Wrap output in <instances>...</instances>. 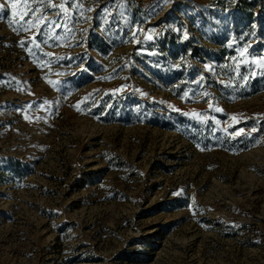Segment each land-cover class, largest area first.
Returning a JSON list of instances; mask_svg holds the SVG:
<instances>
[{
    "label": "rangeland",
    "instance_id": "1",
    "mask_svg": "<svg viewBox=\"0 0 264 264\" xmlns=\"http://www.w3.org/2000/svg\"><path fill=\"white\" fill-rule=\"evenodd\" d=\"M0 4V264H264V0Z\"/></svg>",
    "mask_w": 264,
    "mask_h": 264
},
{
    "label": "snow or ice",
    "instance_id": "2",
    "mask_svg": "<svg viewBox=\"0 0 264 264\" xmlns=\"http://www.w3.org/2000/svg\"><path fill=\"white\" fill-rule=\"evenodd\" d=\"M5 7L4 4H0V9H3ZM11 8L13 10L17 9V3L16 2H12L11 3ZM28 10H27V0H24V11L22 12V14H20V19L23 20L24 16H27Z\"/></svg>",
    "mask_w": 264,
    "mask_h": 264
}]
</instances>
